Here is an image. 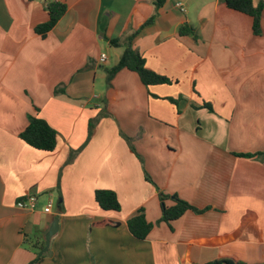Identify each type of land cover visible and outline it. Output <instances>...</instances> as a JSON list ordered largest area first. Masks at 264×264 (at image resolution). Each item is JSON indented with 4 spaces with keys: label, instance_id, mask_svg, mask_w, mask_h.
Segmentation results:
<instances>
[{
    "label": "crops",
    "instance_id": "crops-1",
    "mask_svg": "<svg viewBox=\"0 0 264 264\" xmlns=\"http://www.w3.org/2000/svg\"><path fill=\"white\" fill-rule=\"evenodd\" d=\"M52 2L67 12L43 38ZM138 30L134 48L171 84L126 69L107 83ZM262 30L221 0H0V264H30L25 239L39 247L55 219L41 264H264V156L247 157L264 155V12ZM30 117L57 132L53 152L20 138ZM97 190L121 211L101 210ZM161 194L202 213L163 222ZM140 210L145 240L128 227Z\"/></svg>",
    "mask_w": 264,
    "mask_h": 264
},
{
    "label": "trees",
    "instance_id": "trees-1",
    "mask_svg": "<svg viewBox=\"0 0 264 264\" xmlns=\"http://www.w3.org/2000/svg\"><path fill=\"white\" fill-rule=\"evenodd\" d=\"M168 0H152L156 10H160ZM227 5L231 10L243 13L250 16L253 19V32L256 36H261L263 34L262 30V17L264 12V2L256 4L254 0H221ZM49 13V20L47 23L40 25L36 28V33L41 35L43 38L47 37L48 33L53 30V28L59 23V21L65 16L67 12V6L63 3L52 2L47 6ZM157 17L154 15L144 26L152 24ZM143 26V27H144ZM141 30L135 31L129 35L125 41V51L120 60V62L113 68L108 70L107 83L112 84L115 76L122 70H129L135 72L139 75L141 81L146 86L155 85H166L171 84V80L161 76L146 67L145 60L139 54V52L134 48L133 42L136 36ZM181 36L193 35L195 33L194 29L189 25H183L179 29ZM119 41H113V45H118ZM60 89L56 90V93H60ZM102 117V115H101ZM97 120L92 121L90 125V134L93 133ZM20 138L26 142L29 146L36 150L44 152H53L57 148L58 134L57 132L43 119L39 117H30L29 122L25 130L20 134ZM263 154H258L255 156L247 155V157H261ZM162 201V221L166 223H171L173 221L181 218L186 212L193 211L195 213H202L201 210L193 207L189 203L175 197V206L166 207L164 201L168 198L166 195H160ZM95 201L99 208L105 212H120L121 204L117 197V194L109 190H97L95 192ZM107 226L116 227V223H107ZM128 227L131 234L139 239L145 240L148 238L149 234L153 229V225L147 222L145 214L142 210L138 211L133 217L128 221ZM24 244L32 249L36 248V257L30 264H41L46 255L40 256L38 253L46 247V243L43 240L39 247H33L30 240L24 241ZM211 264H240L231 259H221Z\"/></svg>",
    "mask_w": 264,
    "mask_h": 264
},
{
    "label": "built area",
    "instance_id": "built-area-1",
    "mask_svg": "<svg viewBox=\"0 0 264 264\" xmlns=\"http://www.w3.org/2000/svg\"><path fill=\"white\" fill-rule=\"evenodd\" d=\"M182 11L184 9L181 8ZM107 61V56L102 55L100 58V64H104ZM38 204V197L35 195L28 196L26 199L20 201L17 206L20 209H27V210H34L37 207ZM53 207V202H50L46 207H45V212L50 213Z\"/></svg>",
    "mask_w": 264,
    "mask_h": 264
},
{
    "label": "water",
    "instance_id": "water-1",
    "mask_svg": "<svg viewBox=\"0 0 264 264\" xmlns=\"http://www.w3.org/2000/svg\"><path fill=\"white\" fill-rule=\"evenodd\" d=\"M59 231V219H55L53 225L51 226L49 232L46 235L45 242H46V247L39 253L40 256L44 255L51 244V239L57 234Z\"/></svg>",
    "mask_w": 264,
    "mask_h": 264
},
{
    "label": "rangeland",
    "instance_id": "rangeland-1",
    "mask_svg": "<svg viewBox=\"0 0 264 264\" xmlns=\"http://www.w3.org/2000/svg\"><path fill=\"white\" fill-rule=\"evenodd\" d=\"M45 243H46V242H45ZM32 251H33V250H32ZM40 252H41V251H40ZM40 252H39V253H40ZM39 253H38V254H39Z\"/></svg>",
    "mask_w": 264,
    "mask_h": 264
}]
</instances>
